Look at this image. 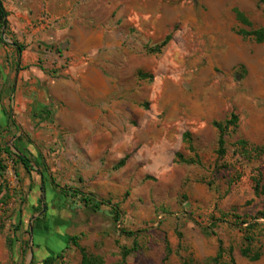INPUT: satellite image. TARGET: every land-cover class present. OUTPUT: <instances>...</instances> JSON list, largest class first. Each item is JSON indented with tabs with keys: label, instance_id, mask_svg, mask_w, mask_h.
<instances>
[{
	"label": "rangeland",
	"instance_id": "1",
	"mask_svg": "<svg viewBox=\"0 0 264 264\" xmlns=\"http://www.w3.org/2000/svg\"><path fill=\"white\" fill-rule=\"evenodd\" d=\"M164 3L165 23L171 20L175 27L174 43L159 56L149 54L136 22L122 48L99 52L96 59L112 78V109L102 116L85 114L84 121L42 114L51 83L92 58L68 53L61 15L45 7L21 25L20 38L0 34V150L8 145L23 153L33 168L27 172L5 154L0 157V168L5 167L0 170V264H27L31 249L38 264L39 256L58 254L73 236L104 264L121 263L126 248L135 250L124 264H164L167 245L171 254L165 264H213L219 240L226 249L234 247L237 264H264V256L256 262L242 257L246 231L241 229L247 225H233L264 210V195L255 193L257 179L264 181V152L237 146L245 140L264 147V44L239 34L250 28L235 15L236 9L243 11L253 28H263L264 4ZM93 10L85 15L101 22L114 16L105 7ZM232 113L239 123L227 133L221 157L213 123H225ZM70 129L94 132L68 139ZM186 132L193 149L183 140ZM95 142L103 144L101 150ZM52 181L118 205L119 221L110 206L96 211L81 196H63ZM63 211L70 217L63 219ZM212 219L231 225L220 221L206 235L201 228ZM258 221L262 226L249 232L255 237L252 248L264 250V220ZM63 262L81 264L79 249L71 246Z\"/></svg>",
	"mask_w": 264,
	"mask_h": 264
},
{
	"label": "crops",
	"instance_id": "2",
	"mask_svg": "<svg viewBox=\"0 0 264 264\" xmlns=\"http://www.w3.org/2000/svg\"><path fill=\"white\" fill-rule=\"evenodd\" d=\"M1 1L9 14L7 20L10 32L18 35V38L20 35L17 30L21 25H25L28 19H33L46 7L54 11L56 16L60 14L63 19L62 22L65 25L63 33L67 35L70 44L68 53L79 59L84 56L92 57L89 61H81L70 66L60 78L47 88L46 99L49 100L47 108L53 110V117L63 118L66 122L84 121L85 114L102 116L112 109L110 102L112 99V78L105 72L101 61L96 58L101 51L112 52L113 49L122 48L130 28L136 22L140 37L146 43V52L148 48L162 43L168 35H172V39L163 52L174 43L175 27L171 20L167 24L165 23L164 0ZM102 7L113 10L114 16L110 18V21L107 19L101 22L100 18H95L94 14L85 15V11L88 9L100 10ZM153 37L156 38L150 41V38ZM149 41L153 45L148 44ZM66 132L69 139L74 137L73 134L75 137L83 138L90 132L93 134L94 131L85 132L84 130L70 129ZM77 144L78 142L75 143V145ZM102 146V143L95 142L96 150H101ZM75 159H80L78 154ZM60 213H62L63 219L69 218L71 215L69 211ZM39 258L38 264H41L44 258L41 256Z\"/></svg>",
	"mask_w": 264,
	"mask_h": 264
},
{
	"label": "trees",
	"instance_id": "3",
	"mask_svg": "<svg viewBox=\"0 0 264 264\" xmlns=\"http://www.w3.org/2000/svg\"><path fill=\"white\" fill-rule=\"evenodd\" d=\"M260 2L262 4H264V0H260ZM8 12L5 10L2 1L0 0V34L3 33H9L10 32V28H9V24H8ZM235 15H236V19L237 21L244 27L250 28V30H247L245 28H241L239 30V34H241L244 38H251L254 42L258 43V44H264V27L263 28H258L255 29L253 28V24L252 22L249 20V18L240 10L236 9L235 10ZM172 39V35H168L166 37V39L160 43L159 45H156L154 47L148 48L147 52L149 54H161L164 50V48L168 45V43L170 42V40ZM16 49L18 52H22L23 51V47L17 45ZM140 73V72H139ZM142 74V73H140ZM145 78H152V75H148V77ZM45 115V117L47 118H53V111H51L50 108H47L46 110L43 111V113ZM8 120L11 122L12 117L11 115L8 117ZM15 124V122H13ZM239 123V116L235 113L231 114V117L225 121V123H221V122H214L213 126L218 130L219 132V136H218V155L223 157L226 153V135L227 133L233 128H237ZM183 140L186 143H190V148L193 149L191 143H192V138L190 133L186 132L183 135ZM237 146L238 148H240L243 152H246V150L248 148H250L251 150L254 148V150H258L259 152H264V147H253L250 146V144L245 141V140H239L237 142ZM194 151V150H192ZM2 154H5L6 156H8V158H11L15 165L20 164L23 166V168L27 171V172H31L33 170L32 168V163L31 160L26 157L23 153L21 152H14L12 150V148L8 145H5L4 148L2 150H0V157ZM178 157L181 158V155H177ZM128 156H125L123 159H121L118 163V166H123L127 160ZM1 164V162H0ZM5 167L2 166L0 168L1 171H4ZM42 175V174H41ZM1 176V175H0ZM42 183H44V181L42 180ZM52 185H54V187L58 188L61 190V194L65 197H76V196H81L82 197V201L84 203L85 206H89L94 208L96 211L100 210L101 206L104 205H108L111 207V209L114 212V219L116 222L119 221L120 219V215L121 212L118 208V205H114L112 202L110 201H104V200H100L97 197H95L93 194H87L84 193L78 189H71V188H60L59 185H57L55 183V181H52ZM41 190L43 192H45V187L44 185H42ZM2 192V190H0V193ZM255 193L256 195H264V181L261 179H257L256 183H255ZM237 220H240V217H236ZM264 220V210L260 211L257 213V215L253 218H251V221L247 220V219H241V221H239V223L233 224L234 226L240 227L243 225H247L246 227H244L245 229H241V230H245L246 234L244 233V240L246 242V245H242L241 248V255L242 257L248 259L251 262H256L259 261L263 256H264V250L261 247H258L257 249L253 250L252 248V243L255 240L254 235H250V231L261 227L262 223H260L258 220ZM226 222L229 223L226 219H212V222L207 225V226H202L201 230L204 234L208 235L213 229L217 228V224L220 222ZM238 222V221H236ZM230 224V223H229ZM231 225V224H230ZM124 234H128L129 236H134V233L129 232V233H125L124 231H122ZM213 235H215V233H212ZM8 248L10 249V251L12 250L13 247V241L11 239L8 240ZM25 249H29L30 248V243L29 242H25ZM71 246H75L76 248L79 249L80 253H81V264H104V261L101 257H95V256H91L87 250L81 246H79L78 244V237L73 236L70 238V243L66 245V247L59 252L56 255L53 256H48L45 257L41 264H63V260H64V254L67 250L70 249ZM135 249H123L122 251V261L121 263L118 264H124L126 258L134 251ZM171 254V249L170 247L167 245V249H166V256L164 259V264L168 261L169 256ZM212 263L213 264H237L235 257H234V247L230 246L228 249H226L224 247V244L221 240H219V246H218V251L216 256L212 259ZM31 264H35L34 261H32Z\"/></svg>",
	"mask_w": 264,
	"mask_h": 264
},
{
	"label": "water",
	"instance_id": "4",
	"mask_svg": "<svg viewBox=\"0 0 264 264\" xmlns=\"http://www.w3.org/2000/svg\"><path fill=\"white\" fill-rule=\"evenodd\" d=\"M3 34H4V33L2 32V35H3ZM31 231H32V229H31ZM33 258H34V252H33V250L31 249V250H30L29 257H28V259H27V264H31L32 261H33Z\"/></svg>",
	"mask_w": 264,
	"mask_h": 264
}]
</instances>
